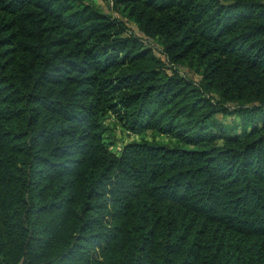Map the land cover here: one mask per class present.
Here are the masks:
<instances>
[{"label": "trees", "instance_id": "trees-1", "mask_svg": "<svg viewBox=\"0 0 264 264\" xmlns=\"http://www.w3.org/2000/svg\"><path fill=\"white\" fill-rule=\"evenodd\" d=\"M112 10L0 0V264H264V0Z\"/></svg>", "mask_w": 264, "mask_h": 264}, {"label": "rangeland", "instance_id": "rangeland-1", "mask_svg": "<svg viewBox=\"0 0 264 264\" xmlns=\"http://www.w3.org/2000/svg\"><path fill=\"white\" fill-rule=\"evenodd\" d=\"M87 1L89 3L95 4L104 13L115 16V17L117 16V14L113 12L112 10V0H87ZM127 26L130 29V31H132L136 36L140 37L142 40H144V42H147L151 46H153L154 50L160 57H164L162 55L161 47L155 41H151L148 38H146L133 23L127 22ZM180 71L184 76L193 78L195 79L196 82H198L197 77L193 75L189 71V69L182 67ZM219 118L222 119V116L220 115ZM236 118L237 119L233 121V118L228 116L226 120L231 125H236V124L240 125L239 122L237 121L239 120V117H236ZM114 122H115L114 118H109L106 122L107 126L110 129V131H108L106 135L107 142L111 144L112 146L111 151L114 153L118 154L122 150V147L125 144L132 143V142H139L142 139H144V137L145 139H148V140H156L158 143L162 145H170L173 143L172 139L166 136H156L152 134L151 132H146L141 135H134L130 133L129 131H127L126 129H124L122 126L115 125Z\"/></svg>", "mask_w": 264, "mask_h": 264}]
</instances>
